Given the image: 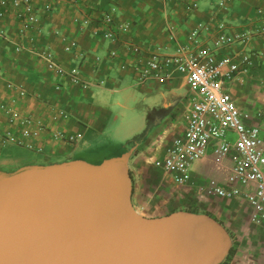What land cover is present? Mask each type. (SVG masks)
Instances as JSON below:
<instances>
[{
	"label": "crops",
	"instance_id": "0c3cea01",
	"mask_svg": "<svg viewBox=\"0 0 264 264\" xmlns=\"http://www.w3.org/2000/svg\"><path fill=\"white\" fill-rule=\"evenodd\" d=\"M34 5L54 10L38 13L35 53H18V44L29 48L31 42L20 38L15 10L0 0V12H6L0 33L9 37H0V103L16 97L15 109L21 114L36 117L50 130L80 137L68 145L54 140L49 130L33 140L34 149L29 150L16 144L22 138L20 128L11 126L0 111V174L28 166L91 164L79 155L93 153L94 145L101 143L102 151H120L107 160L128 157L134 209L146 217L169 215L177 203L168 195L171 181L163 186L167 200L161 206L145 193L144 178L158 175L154 162L183 133L190 84L179 74L142 84L140 68L153 56L166 58L200 47L215 51L221 34L234 40V49L243 47L257 55L251 73L230 85L233 100L244 111L264 109V0H34ZM119 27L115 41L104 36L108 28ZM241 33L248 37L244 46L235 39ZM44 53L65 69L79 71L89 87L49 69L39 55ZM19 89L24 97L18 96ZM218 163L210 156L194 170H220ZM149 184L154 188L155 181L149 179ZM233 256L229 264H248L242 254Z\"/></svg>",
	"mask_w": 264,
	"mask_h": 264
},
{
	"label": "water",
	"instance_id": "95a60500",
	"mask_svg": "<svg viewBox=\"0 0 264 264\" xmlns=\"http://www.w3.org/2000/svg\"><path fill=\"white\" fill-rule=\"evenodd\" d=\"M128 157L0 174V264H223L226 229L207 214L148 218Z\"/></svg>",
	"mask_w": 264,
	"mask_h": 264
},
{
	"label": "built area",
	"instance_id": "2783aa9c",
	"mask_svg": "<svg viewBox=\"0 0 264 264\" xmlns=\"http://www.w3.org/2000/svg\"><path fill=\"white\" fill-rule=\"evenodd\" d=\"M2 4L7 7L11 5L15 10L19 22L18 34L32 45L26 48L20 43L16 51L35 53L34 34L39 30L38 13L48 14L54 7L46 5L38 8L34 0H2ZM5 13L0 12V18ZM111 19V15L106 16L107 23ZM76 22L79 23L78 20ZM89 23L90 19H87L84 24ZM121 29L108 28L104 36L115 41ZM0 37L9 39L8 34L3 32ZM235 39L244 46L248 37L241 33ZM233 41L221 34L216 39L215 51L200 47L166 58L153 56L140 68L139 81L144 84L153 77L168 80L179 74L187 77L190 84V104L184 112L183 133L165 150L163 159L154 162L155 167L173 185L184 188L190 184L194 167L208 157L217 159L221 166L223 160H229L231 167L225 182L209 180L203 188L204 192L210 197L246 203L249 224L264 234V110H242L233 100L229 88L240 76L251 73L257 55L243 47L234 49ZM223 50L229 52L223 53ZM39 55L49 69L68 78L71 83L84 88L91 84L83 79L79 71L61 66L50 53ZM7 87L14 89L12 83H8ZM25 95L24 90L19 89L18 96ZM17 103L16 97L9 103H0V111L11 126L20 128L22 138L16 144L33 150L32 141L40 139L50 128L32 115L21 114L15 109ZM51 131L54 140L68 145L76 144L80 137L59 130Z\"/></svg>",
	"mask_w": 264,
	"mask_h": 264
},
{
	"label": "rangeland",
	"instance_id": "374dc122",
	"mask_svg": "<svg viewBox=\"0 0 264 264\" xmlns=\"http://www.w3.org/2000/svg\"><path fill=\"white\" fill-rule=\"evenodd\" d=\"M103 147L104 145L101 143L94 145L95 151L93 153L80 154L79 157L92 165H99L107 160V157L117 155L120 152L115 147H110L108 150L103 149L102 151L101 148ZM163 157L164 155L158 159L161 160ZM223 161V166L218 164L220 170H195L192 173L190 184L184 188L178 189L173 185L167 188L170 190L168 191L169 198L175 199L171 203L173 201L177 202L176 208L170 214L184 211L210 215L221 223L229 233L232 240L231 250L235 249L236 253L242 254L248 264H264V235L249 224V208L247 204L210 197L204 192L203 188L209 180L216 179L224 183L227 179L231 163L227 159ZM155 171L158 173L157 176L151 174L144 178L145 193L151 195L152 203L157 205L160 203L162 206L167 200V191H164L166 189L163 186L166 185L165 183L169 179L161 170ZM149 179L155 181L154 188H151ZM148 218H154V216H148ZM229 255L223 264L227 262L229 264L232 261L234 256L229 257Z\"/></svg>",
	"mask_w": 264,
	"mask_h": 264
},
{
	"label": "trees",
	"instance_id": "16d2710c",
	"mask_svg": "<svg viewBox=\"0 0 264 264\" xmlns=\"http://www.w3.org/2000/svg\"><path fill=\"white\" fill-rule=\"evenodd\" d=\"M235 252H236V250L235 249H232L231 252H230L229 257H232L235 254ZM225 264H228V262L225 263Z\"/></svg>",
	"mask_w": 264,
	"mask_h": 264
}]
</instances>
